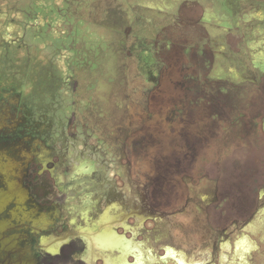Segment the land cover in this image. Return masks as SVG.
Wrapping results in <instances>:
<instances>
[{"label": "rangeland", "instance_id": "obj_1", "mask_svg": "<svg viewBox=\"0 0 264 264\" xmlns=\"http://www.w3.org/2000/svg\"><path fill=\"white\" fill-rule=\"evenodd\" d=\"M194 1L0 0V264H89L80 231L105 218L132 251L93 264H264V205L242 230L221 218L234 206L213 200L219 188L264 199V152L252 138L264 141V119L250 134H227L221 157H204L185 113L192 75L211 86L254 75L242 83L250 103L257 57L172 55L173 31L202 16ZM246 2L225 5L242 4L226 20L242 29L249 56L263 43L264 13Z\"/></svg>", "mask_w": 264, "mask_h": 264}, {"label": "flooded vegetation", "instance_id": "obj_2", "mask_svg": "<svg viewBox=\"0 0 264 264\" xmlns=\"http://www.w3.org/2000/svg\"><path fill=\"white\" fill-rule=\"evenodd\" d=\"M227 1L228 0L194 1L196 3L194 5L202 10H200L202 16L199 21L194 17L190 19L188 24L185 26L186 30L184 33H179L177 30L173 31L174 35L172 33V39L170 41H166V46L173 50V52L171 51L172 55L175 54V57H191V61L193 58L197 61L200 57L201 62L206 61L205 59H202V57H234L235 59L238 57H264V51L258 49L261 45L264 46V38L262 39L263 43L257 45L258 47L254 44L256 47L255 53L246 56L242 45H247V43H245V40L241 39V35H243V33H241L242 29L237 24L233 26L231 23H227L228 21L226 20L227 15L232 17L236 12L240 11V6L242 4L237 8L229 10L225 5ZM246 1L248 7H255L258 11H262V13H264V0ZM259 20L263 21L261 23L263 24L262 26H264V15ZM176 24L180 25L178 23ZM229 33L240 35V39L236 40L234 44L228 42L226 37ZM190 38H192V40H189ZM178 46H184L182 47V52H176ZM257 58L255 59V62H253V65L260 74L258 82L261 83V85H253L249 87L252 88L255 96L248 104H244L242 102L241 94L243 93L245 87L242 83L247 82V78H252L254 75H240V77L244 79H242L243 82L239 84H230L224 82L223 79H218L216 80L219 81L217 82V85L212 84V86L209 84L211 82L210 80H212L211 78L204 77L201 74L192 75L191 81L199 83L198 85L191 87L192 96L189 102L185 104V113L189 120L186 125L189 128L188 130L192 131V135L196 137L195 142L201 141L207 144V148L202 150V154L195 153L197 151L195 148L191 149L196 156L205 157L211 155L221 157L222 153L225 151V149L222 150V146L224 145L227 134L237 137L242 133L250 134L253 130L251 123H258V121L261 123L264 119V65L263 67H259V64L256 63ZM222 62H226V58L222 59ZM204 68L208 69V67ZM219 71L220 70H217L216 72ZM146 73L149 74L150 80L152 79L155 82L158 80L157 76L150 70H147ZM256 81L257 79H254V81H250V84H256ZM181 110L182 108L180 107V104L177 103L175 115H180ZM243 126L245 129H243ZM261 130L264 132L263 128H261ZM258 136L259 133L255 134L252 138H254V142H258L256 147H260L261 145L264 152V141H262L263 145L262 143L260 144ZM210 141H217L220 143L217 144V149L215 146H211ZM234 186H236V183L231 185V187ZM220 189L221 188L217 190L219 191ZM14 191L15 189H10L9 193H13ZM218 191L214 193L216 198L213 200H217L220 209L226 205L234 206L232 215L223 216L224 213H221V218H223L225 222H228V224L232 222V227L234 228H239L240 226H242V230L246 228L254 217V211L260 210L254 209V207L257 206L258 208L260 205H264L263 198L251 199L242 192V189H240L238 193H233L232 188L228 190L225 189L223 194ZM217 194L220 198H217ZM4 197L0 196V209L3 203H5ZM106 220L107 219L105 218L103 220L104 223L95 231L88 229L80 231L79 235L86 239L88 243L90 255L87 262H89V264H93V260H96L97 258L103 261L101 255L102 252H109L111 254L113 252L112 250L116 249L119 250L120 255L124 257L125 254L132 251H130V247L128 248L129 250L127 249L126 251L123 249L130 245L123 237H121L123 242L127 243L124 247L108 249L107 246L103 244L101 239L106 234L117 235L110 230L108 231V225H112L113 220L110 219L108 222ZM102 227L104 228L101 229ZM226 230L227 226H224L221 229V232L225 233ZM220 240L223 241L224 239L220 238ZM56 241H61V239H54L52 242ZM57 245V243L53 246H51V243H44L41 246L44 247L48 253H55L57 251ZM167 258L172 259L169 256ZM104 262L107 264V261L104 260ZM206 264L213 263L208 261Z\"/></svg>", "mask_w": 264, "mask_h": 264}, {"label": "bare ground", "instance_id": "obj_3", "mask_svg": "<svg viewBox=\"0 0 264 264\" xmlns=\"http://www.w3.org/2000/svg\"><path fill=\"white\" fill-rule=\"evenodd\" d=\"M94 237V236H93ZM102 242L105 246H107L108 249H114V248H121L124 247L125 242H123L121 237H118L117 235H105L102 239ZM101 242V241H100ZM101 246V245H100ZM128 246V245H127ZM131 247L130 245L128 247L123 248L125 251ZM245 247V246H244ZM242 247V249L244 248ZM241 248V247H240ZM247 248V247H246ZM105 249V248H104ZM129 250V249H128ZM127 253V252H126ZM107 260V259H106Z\"/></svg>", "mask_w": 264, "mask_h": 264}, {"label": "water", "instance_id": "obj_4", "mask_svg": "<svg viewBox=\"0 0 264 264\" xmlns=\"http://www.w3.org/2000/svg\"><path fill=\"white\" fill-rule=\"evenodd\" d=\"M165 259H169V258L164 257V258H162L161 260H165ZM173 261L175 262V264H181V263H179L178 261H175V260H173Z\"/></svg>", "mask_w": 264, "mask_h": 264}]
</instances>
